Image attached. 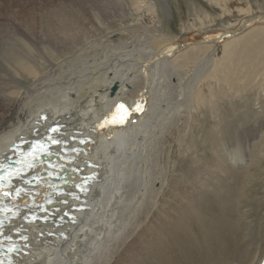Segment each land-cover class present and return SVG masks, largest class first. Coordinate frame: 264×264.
<instances>
[{"label": "bare ground", "instance_id": "obj_1", "mask_svg": "<svg viewBox=\"0 0 264 264\" xmlns=\"http://www.w3.org/2000/svg\"><path fill=\"white\" fill-rule=\"evenodd\" d=\"M211 1L222 15L231 13L228 0ZM240 10L236 16L244 17L227 30L198 40L235 31L237 36L225 38H236L184 51L190 41L163 33L159 12L170 17L161 0H0V164L15 155V145L47 137L55 125L62 126L57 138L64 149L86 150L71 155V164L62 157L47 158L62 166L59 175L65 182L59 195L48 190L54 204L43 215L50 222L25 223L17 217L3 223L6 240L20 248L29 245L28 255H19L16 264H118L127 254L129 264L264 263L261 241L241 240L239 222H218L225 214V192L208 204L218 209L217 220L205 198L199 199L208 169L224 180L226 163L240 168L258 129L229 130L221 124L204 175L191 181L175 175L173 183L192 128L197 87L215 63L214 47L226 53L242 37L264 31V24L246 30L256 21L264 23V15ZM128 17L135 25L123 30ZM201 48L212 52L187 79L175 63ZM119 104L130 110L122 122L111 120ZM81 139L87 143L80 144ZM54 151L60 154V145ZM92 173L97 177L93 191H75ZM250 183H243L244 191ZM170 191H175V203ZM245 195L242 190L243 201ZM166 213L167 223L157 227Z\"/></svg>", "mask_w": 264, "mask_h": 264}, {"label": "rangeland", "instance_id": "obj_2", "mask_svg": "<svg viewBox=\"0 0 264 264\" xmlns=\"http://www.w3.org/2000/svg\"><path fill=\"white\" fill-rule=\"evenodd\" d=\"M161 1L168 6L170 18L166 19L165 15L158 11L159 24L163 33L177 40L182 36L185 41L198 40L203 36L227 30L231 24L236 23V20L239 21L244 17V15L236 16L238 11L243 12L240 10L243 8L254 17L264 15V0H228L226 5L231 13L226 15H222L216 6H212L211 0ZM138 20L143 23L140 18ZM132 22L133 18L128 17L123 30H128L130 26L135 25V23L131 24ZM262 32L257 30L242 37L239 42L228 47L226 53H222L217 46L211 45L218 49L215 63L210 66L207 77L197 87L199 98L193 105L192 128L186 133L188 136L185 137L186 140L180 150L173 183L175 186V175L178 177L186 175L190 181L204 175L205 160H211L215 154L213 138L221 131V124L229 125V130L233 127H238L241 131L258 129V136L250 142V149L240 168L231 169L226 163L227 177L224 180L217 177V171L213 175L208 169V173L202 178L205 182L202 189L199 185L202 192L199 199L201 201L205 198L207 208L215 212V207H209V205L218 192H225V214L218 222H224L229 226L239 222L242 228L240 239L253 241L255 237L256 241H261L259 244H263L264 247V35H261ZM234 37L225 40L229 41ZM117 39L118 36L114 35L113 41ZM156 42L155 47L159 44V41ZM211 50L205 48L193 50L186 57L179 59L175 66L188 79L194 73L196 64L206 58L212 52ZM218 83H220L219 86ZM185 161H189L187 165ZM193 163L199 164L198 167ZM244 182L254 183H250L252 187L244 191ZM93 189L94 187L91 192ZM242 190L246 193L243 196L244 201L240 197ZM170 193L171 201L175 203V191ZM230 211H234V214ZM216 212L213 217L217 220ZM206 217L210 219L209 215ZM167 219L166 213V218L160 219L157 227L167 223ZM149 236H152V233ZM143 244L145 243H142V248ZM134 252L136 251H132ZM129 255L127 254L121 261L119 259L118 264H129L124 261Z\"/></svg>", "mask_w": 264, "mask_h": 264}, {"label": "water", "instance_id": "obj_3", "mask_svg": "<svg viewBox=\"0 0 264 264\" xmlns=\"http://www.w3.org/2000/svg\"><path fill=\"white\" fill-rule=\"evenodd\" d=\"M255 24H264V23L263 22L259 23V21H256V22L252 23L251 26L247 27V29L250 28V27H252ZM237 34H238V32L235 31V32H232V33H228L226 35L220 34L218 37H210L209 39H204L203 40V38H202L201 40H192V41L188 42L185 46H183V49H185L187 47H190V46L202 45V44H204V42H207V41L214 42L216 40H224V39H226L225 37H227V36H233V35H237ZM206 37H208V36H206ZM116 90H117V85L115 84L111 88L110 96H113L115 94ZM87 142L89 143L90 141H87ZM87 142L82 143V145H84ZM44 149H47V148H44ZM72 162H69V164H71ZM71 168H72V166H70V168H69L70 171H72ZM87 179L88 178L85 177V176L82 177V180H83L82 184H88L87 181H86ZM82 184L81 185H78V186L79 187H82L83 186ZM75 195L76 194L74 193L72 196L75 197ZM64 213L66 214V211ZM66 216H68V215L66 214Z\"/></svg>", "mask_w": 264, "mask_h": 264}, {"label": "snow or ice", "instance_id": "obj_4", "mask_svg": "<svg viewBox=\"0 0 264 264\" xmlns=\"http://www.w3.org/2000/svg\"><path fill=\"white\" fill-rule=\"evenodd\" d=\"M136 110L137 111L140 110L138 104L136 105ZM129 111L130 110L128 108H126L124 104H119V105L116 106L115 111L112 113L111 120H113V121H121L122 122L123 120H125L127 118V115H128ZM52 131L55 132L57 130L56 129H52ZM52 142L53 143H59V141H56L54 139H53ZM41 150H43L42 146H41ZM29 167H31V165H29ZM4 195L7 196L8 193L5 192Z\"/></svg>", "mask_w": 264, "mask_h": 264}]
</instances>
